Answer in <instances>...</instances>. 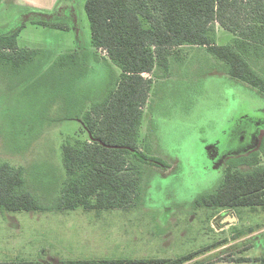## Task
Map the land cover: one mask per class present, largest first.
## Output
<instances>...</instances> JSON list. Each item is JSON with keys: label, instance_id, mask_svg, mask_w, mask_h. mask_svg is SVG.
<instances>
[{"label": "rangeland", "instance_id": "374dc122", "mask_svg": "<svg viewBox=\"0 0 264 264\" xmlns=\"http://www.w3.org/2000/svg\"><path fill=\"white\" fill-rule=\"evenodd\" d=\"M17 3L2 0L0 26L29 19ZM85 3L54 5L57 20L67 18L72 25L78 20L77 32L27 23L19 45L42 52L32 64L11 70L0 61V162L22 167L28 189L45 204L62 193L67 179L62 145L82 132L77 116L102 99L120 73L106 63L105 51L97 56L92 46ZM215 27L218 43H230L232 37ZM261 58L258 71L264 68ZM169 62L167 72L144 75L154 85L143 109L140 152L156 163H138L137 206L102 216L12 213L17 225L0 217L1 263H40L46 253L52 264L120 259L155 264L207 250L186 264H264V208L196 205L198 197L218 188L224 157L253 145L256 121H264L258 116L264 115V93L232 78L205 47L179 48ZM239 257L250 261L231 262Z\"/></svg>", "mask_w": 264, "mask_h": 264}, {"label": "trees", "instance_id": "16d2710c", "mask_svg": "<svg viewBox=\"0 0 264 264\" xmlns=\"http://www.w3.org/2000/svg\"><path fill=\"white\" fill-rule=\"evenodd\" d=\"M85 11L95 52L105 51L109 65L120 73L106 95L77 116L91 137L70 138L63 144L67 179L61 195L52 204L41 202L28 189L22 167L0 162V212L128 211L137 206L138 163L154 161L140 152L143 109L154 85V80L144 75L167 72L170 57L179 48L205 47L226 64L232 78L264 93V68L259 70L261 74L256 67L262 55L264 58V0H86ZM27 13L31 15L28 20L0 28V59L4 64L22 67L36 60L39 52L20 49L17 43L27 23L62 31L72 28L67 18L57 20L55 10ZM216 25L232 37L230 43H218ZM263 159L264 134L248 153L227 155L218 188L198 197L196 205L216 210L264 208ZM203 252L152 263L186 264ZM248 261L239 257L231 262ZM260 261L264 263V258ZM134 263L145 262H72Z\"/></svg>", "mask_w": 264, "mask_h": 264}, {"label": "crops", "instance_id": "0c3cea01", "mask_svg": "<svg viewBox=\"0 0 264 264\" xmlns=\"http://www.w3.org/2000/svg\"><path fill=\"white\" fill-rule=\"evenodd\" d=\"M59 1L60 0H52V3H51L52 5L51 4L48 5L47 3H43L44 2L43 0H41V1H39V0H28V1L27 0H18V3L17 4L19 5V7L21 9L23 8L26 12H28L30 10H33V11H41V12H53L55 10V6L54 5H56L57 2H59ZM1 2H2V0H0V4H1ZM74 23H75V25H72V28L69 31H62V30H56V31H61V32H65V33H71L74 30H76V32H77V23H78V20L75 19ZM35 26H37V25H35ZM1 27L2 26H0V28ZM39 27H42V26H39ZM26 28H27V26H26ZM43 28H45V27H43ZM45 29H51V28H45ZM51 30H55V29H51ZM23 31L21 32V34L19 35V37L17 39V43H18L19 48L20 49H28V50H32V51H36V52L42 53L41 50L31 49L30 47H27V46L21 47L19 45V38L21 37ZM106 60H107L106 63H109L108 62V58H106ZM0 61H1V59H0ZM26 67H27L26 65H24L22 67H16V66L10 64V66L8 68L11 69V70H15V69L16 70H22V69H24ZM87 108H88V106L86 107V109ZM78 121H80V120L78 119ZM80 123H81V121H80ZM81 131H82L81 133H77L75 135L76 138H72V139L88 140L91 137V135H89L88 132L85 131V129L83 128V126L81 128ZM62 162H63V165H64V160H63V145H62ZM78 211H83L84 213L96 212V211H87V210H84V209H77V210H73V211H36V212H26V213H40V214H45L48 217L51 216V215H59V216L65 217V216H67L70 213H77ZM115 211L127 212V211H122V210H112V211H102V212H96V213H97V216H102L103 214H106V213H109V212H115ZM12 213H17L18 214V213H23V212H4V213L3 212H0V217L3 219V222L4 223H7L8 220H9L11 222H14V224H16V225L19 224L17 222V220L16 219L14 220L13 217L11 216ZM49 258H50V256L45 253L43 255V259L40 261V264H52V262L49 260ZM137 260H143V259H137ZM137 260H131V259H128V260L125 259V260H123V259H120V260H115V261H137ZM101 261H105V260H101ZM0 264H8V263H1L0 262ZM11 264H14V263H11ZM59 264H66V262H63L62 260H60Z\"/></svg>", "mask_w": 264, "mask_h": 264}, {"label": "flooded vegetation", "instance_id": "af4514ba", "mask_svg": "<svg viewBox=\"0 0 264 264\" xmlns=\"http://www.w3.org/2000/svg\"><path fill=\"white\" fill-rule=\"evenodd\" d=\"M258 116H260L261 118L264 116V115H258ZM258 120H260V121H256L257 123H259V124H257V131L259 130V132H263V134H264V128L263 127H261V124H262V122H261V120L262 119H258ZM260 125V126H259ZM257 131H256V137H255V141H254V143H253V145L250 147V148H247L245 151H243V152H239V154H244V153H248L249 151H251L253 148H255L258 144H259V138H260V136H262L261 134H258L257 133ZM243 138H245V137H243ZM239 154H237V155H239ZM231 155H235V154H231ZM229 156V155H228ZM226 157H227V155L224 157V159H223V168H224V161H225V159H226ZM152 162H154V163H156V160H154V161H152Z\"/></svg>", "mask_w": 264, "mask_h": 264}]
</instances>
